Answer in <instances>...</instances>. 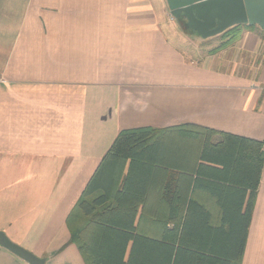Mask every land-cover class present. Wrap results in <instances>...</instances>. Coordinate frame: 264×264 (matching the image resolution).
I'll use <instances>...</instances> for the list:
<instances>
[{
	"label": "crops",
	"instance_id": "obj_1",
	"mask_svg": "<svg viewBox=\"0 0 264 264\" xmlns=\"http://www.w3.org/2000/svg\"><path fill=\"white\" fill-rule=\"evenodd\" d=\"M170 13L169 0H0V230L46 264H87L67 218L121 131L159 129L151 170L190 168L196 203L214 220L215 199L197 189L225 185L216 181L222 166L198 162L201 150L177 145L172 129L264 142V65H254L263 26L213 32L217 20L203 34L187 25L217 47L243 29L236 54L228 45L200 55ZM199 163L209 165L203 175ZM228 175L236 179L234 169ZM150 210L137 222L161 236ZM0 264L29 263L0 245ZM242 264H264V166Z\"/></svg>",
	"mask_w": 264,
	"mask_h": 264
},
{
	"label": "trees",
	"instance_id": "obj_2",
	"mask_svg": "<svg viewBox=\"0 0 264 264\" xmlns=\"http://www.w3.org/2000/svg\"><path fill=\"white\" fill-rule=\"evenodd\" d=\"M242 32L241 26L228 30L226 41L213 52L237 41ZM196 128L183 125L172 131L179 133L177 145L201 150L198 162L222 166L216 181L229 186L204 182L197 189L213 196L218 219L209 218L211 211L196 203L190 168L151 170L149 153L159 143L150 139L159 129L123 130L67 218L69 242L78 246L87 264H181L182 259H189L182 264H242L264 166V142ZM214 135L221 140L213 142ZM199 166L196 173L203 175L202 168L209 165ZM233 169L236 179L228 175ZM149 210L156 212L152 222L161 236H150L142 230L143 220L137 222ZM201 213L208 218H197Z\"/></svg>",
	"mask_w": 264,
	"mask_h": 264
},
{
	"label": "water",
	"instance_id": "obj_3",
	"mask_svg": "<svg viewBox=\"0 0 264 264\" xmlns=\"http://www.w3.org/2000/svg\"><path fill=\"white\" fill-rule=\"evenodd\" d=\"M171 14L184 20L188 26L203 33L205 28L216 24L213 32H222L231 26L244 23H260L264 28V0H169ZM204 34V33H203ZM0 245L18 255L29 264H46V259L15 243L0 230Z\"/></svg>",
	"mask_w": 264,
	"mask_h": 264
},
{
	"label": "rangeland",
	"instance_id": "obj_4",
	"mask_svg": "<svg viewBox=\"0 0 264 264\" xmlns=\"http://www.w3.org/2000/svg\"><path fill=\"white\" fill-rule=\"evenodd\" d=\"M170 15H171V17H173V19H176L171 13H170ZM178 20V19H177ZM180 20V19H179ZM178 20V21H179ZM179 26H181L180 24H179ZM183 30L187 33V34H189L192 38V40H193V43H190V45L188 46V49H189V51H195L196 53H198V54H200L201 55V53L202 54H210L211 53V51H212V49H216L217 48V46L219 45V40H218V38H216V39H213V40H211V42H209V43H206V42H202L201 43V41L200 42H198L194 37H195V35H194V33H193V31L190 29V28H188L187 27V23H185V22H183ZM194 35V36H193ZM231 45V47H234L233 49L234 50H232V53H233V55H234V53L236 54V47H237V45L236 44H230ZM200 51H202V52H200ZM261 54H259L257 57H258V60H256L255 62H254V65L256 64V63H259V64H262V65H264V44H263V47H262V49H261V52H260ZM206 56V55H205ZM264 67V66H263ZM254 71H255V69H254Z\"/></svg>",
	"mask_w": 264,
	"mask_h": 264
}]
</instances>
